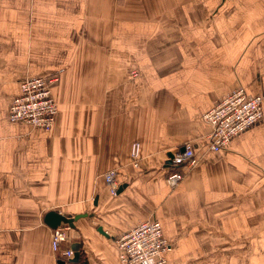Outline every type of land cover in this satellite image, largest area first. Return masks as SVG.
<instances>
[{
    "label": "crops",
    "instance_id": "1",
    "mask_svg": "<svg viewBox=\"0 0 264 264\" xmlns=\"http://www.w3.org/2000/svg\"><path fill=\"white\" fill-rule=\"evenodd\" d=\"M56 70L51 130L9 121L20 82ZM236 87L262 118L211 151L201 116ZM47 212L71 227L57 252ZM147 217L165 264H264V0H0V264H122Z\"/></svg>",
    "mask_w": 264,
    "mask_h": 264
},
{
    "label": "built area",
    "instance_id": "2",
    "mask_svg": "<svg viewBox=\"0 0 264 264\" xmlns=\"http://www.w3.org/2000/svg\"><path fill=\"white\" fill-rule=\"evenodd\" d=\"M136 75V73H135ZM61 78V71L56 70L36 78L23 79L19 84L20 94L11 99L8 109L9 121L28 123L33 128L51 130L57 117L58 103L52 96L53 88ZM261 97L247 95L241 87L223 96L201 116L203 123L210 127L208 131V148L220 151L236 134L250 128L262 117ZM139 143L130 147V163L136 164L140 159ZM195 152L189 142L182 146L179 154L170 160L175 166H191L194 163ZM138 165V164H137ZM115 171L110 170L103 175V180L109 187V195H115L119 184L115 182ZM181 180L180 173L170 172L166 181L173 186ZM71 227L61 224L56 226L51 234V250L56 251L59 244L67 240ZM162 227L157 220L145 219L117 237V254L122 264H165L163 252L168 250V242L161 233ZM72 251L65 253L72 256ZM63 255V254H62ZM71 258V257H69Z\"/></svg>",
    "mask_w": 264,
    "mask_h": 264
},
{
    "label": "water",
    "instance_id": "3",
    "mask_svg": "<svg viewBox=\"0 0 264 264\" xmlns=\"http://www.w3.org/2000/svg\"><path fill=\"white\" fill-rule=\"evenodd\" d=\"M119 189H121V188L119 187ZM62 219H63L62 218V215L59 214V213H56V212L55 213L54 212H47L46 213V220H45V222L50 226V228L56 229V226H59L60 223H64L62 221ZM99 231H102V229H99ZM72 255H73L72 258L69 260L70 263L71 262L78 261V256H79L78 253L74 252ZM64 262H65L64 260H58L57 261V264H64Z\"/></svg>",
    "mask_w": 264,
    "mask_h": 264
},
{
    "label": "rangeland",
    "instance_id": "4",
    "mask_svg": "<svg viewBox=\"0 0 264 264\" xmlns=\"http://www.w3.org/2000/svg\"><path fill=\"white\" fill-rule=\"evenodd\" d=\"M53 89H54V88H53ZM259 97H261V96H259ZM261 100H262V97H261ZM219 101H220V100H219ZM201 118H202V117H201ZM261 118H262V117H261ZM253 125H254V124H253ZM251 126H252V125H251ZM251 126H250V127H251ZM248 129H249V128H248ZM244 130H245V129H244ZM246 130H247V129H246ZM241 132H242V131H241ZM236 135H237V134H236ZM235 137H236V136H235ZM138 143H139V142H138ZM133 144H134V143H133ZM133 144H132V145H133ZM189 144H191V143H189ZM139 145H140V143H139ZM182 146H183V145H182ZM191 146H192V144H191ZM214 152H215V151H214ZM137 164H138V163H136V164L133 165V163H130V165L132 166V168H135V169H137V167H138ZM187 167H188V166H187ZM174 172H176V171H174ZM171 173H172V172H171ZM176 173H180L181 178L183 177V172H182V171H181V172H176ZM103 175H104V174H103ZM166 177H167V176H165V181H166ZM101 178H102V180H103V176H101ZM103 182H104V180H103ZM115 182H116V179H115ZM166 182H167V181H166ZM179 182H180V181H179ZM179 182H178V183H179ZM104 183H105V182H104ZM178 183H177V184H178ZM106 186H107V184H106ZM170 186H171V185H170ZM173 186H174V185H173ZM107 188H108V191H109V187H108V186H107ZM117 189H118V188H117ZM117 189H116V190H117ZM115 194H116V192H115ZM111 196H112V195H111ZM113 196H114V195H113ZM147 218H149V217H147ZM147 218H145V219H147ZM145 219H142V220H145ZM149 219L154 220L155 218H154V219H153V218H149ZM142 220H140V221H142ZM155 220H157V219H155ZM138 223H139V222H138ZM136 224H137V223H136ZM136 224H135V225H136ZM133 226H134V225H133ZM130 228H131V227H130ZM130 228H129V229H130ZM53 230H54V229H53ZM126 231H127V230H126ZM123 233H125V232H123ZM119 236H120V235H119ZM119 236H118V237H119ZM63 241H64V240H63ZM63 241H62V242H63ZM59 246H60V244H59ZM57 250H58V247H57V249H56L55 252H57ZM66 252H68V251H65V250H64V251L62 252V254H63L62 256H65L66 258H69V257H72V256H73L72 254H71L72 256H69V257L66 256V255H65ZM70 252H71V251H70Z\"/></svg>",
    "mask_w": 264,
    "mask_h": 264
}]
</instances>
